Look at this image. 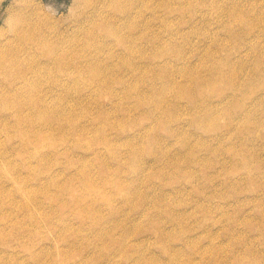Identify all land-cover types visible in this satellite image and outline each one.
Here are the masks:
<instances>
[{
  "label": "rangeland",
  "instance_id": "374dc122",
  "mask_svg": "<svg viewBox=\"0 0 264 264\" xmlns=\"http://www.w3.org/2000/svg\"><path fill=\"white\" fill-rule=\"evenodd\" d=\"M113 1L0 0V40L22 30L26 42L40 40L41 70L52 49L74 72L41 71L42 102L71 114L41 121L47 157L0 182V264H149L125 247L114 227L123 218L152 231L138 246L165 263L153 229L172 227V209L184 220L178 231L194 226L187 244L170 239L178 263L264 264V0L137 1L136 45L147 56L129 73L130 46L107 34L123 22L111 17ZM79 168L97 188L88 191ZM122 183L133 188L127 206ZM158 209L164 222H148Z\"/></svg>",
  "mask_w": 264,
  "mask_h": 264
},
{
  "label": "bare ground",
  "instance_id": "6f19581e",
  "mask_svg": "<svg viewBox=\"0 0 264 264\" xmlns=\"http://www.w3.org/2000/svg\"><path fill=\"white\" fill-rule=\"evenodd\" d=\"M118 1L119 0H117V1L114 0L113 2L115 5H117L116 7L118 8L117 10H119V13H117L111 17H113L114 20H120L123 22L122 23L120 22L121 24L119 23V24H116L115 26H114V24H112V25L108 24L107 25V29H108L107 34H109L108 35L109 38H112L114 41L116 40L119 42V43L115 42L118 46H122L125 44H128L130 46V48L128 49L129 50L128 55H130V54L135 55V56H133L135 60L133 59V61H132L135 63L134 64L129 63V65H128V68H130L132 70H124V72L129 73L130 71L134 72V70L137 69V67H139V65H140L139 62L142 60L137 61V58L140 57V59H142V57L147 56L145 54L147 51L143 50L142 48H140L139 46L136 45L138 43L139 37L143 36L142 34H140L138 26L140 23L139 20L142 19V17H144V15H143V13L139 14L138 11L133 12L134 5H136L137 1H140V0H131V1H128L127 3L122 2V4H120ZM12 28H13V26H12ZM14 28H15V26H14ZM13 30H11L10 33ZM15 31L17 32V30H15ZM21 32H22V30H21ZM21 32H18L16 34L15 38H13V39L10 37H7V38H4L3 40H0V182H3V181L9 182V183H11V185L19 178V176H16V175H18V174L21 175V172H20L21 167L22 168L26 167V168L32 169L34 166L38 165L41 162V157H47V155H48V152L41 153V121H45L46 119L49 118L51 120V122H58L60 119L65 118V116L71 114L68 111H64L62 108H60L59 105L50 106L45 102V100L42 102V99H45V96H44L45 94L43 95V92L41 90V79H42L41 71L44 70L43 65H42L43 69L41 70V50H40L41 49V47H40L41 43L39 42L40 40L36 41L35 39H33V40H35L33 42H31L32 40L30 42H26L29 40L25 39L26 38L25 35H23V37L25 36V38H23L22 35L19 34ZM28 32L26 31L27 34H28ZM126 33H133V35L126 37ZM12 34H13V32H12ZM1 35H3V34H0V36ZM30 35L28 34V38ZM4 37H6V35ZM31 37H32V35H31ZM31 37H30V39H31ZM14 40H17V42H18L16 44L17 46L13 45ZM107 40H109V39H107ZM19 42H20V44H19ZM115 43H113L111 41L109 42V44H111V45H113ZM97 49H98V47H97ZM48 52H49L48 55L50 57H48L49 59L45 62V64L43 63L48 70H52L53 68L56 69L57 71L65 70L62 72V74H65V75H67L69 73H74L73 71H71L72 65H70L67 62L68 56H66V54L62 53L61 50H60L61 54L59 53V51L57 53L56 50L53 51L52 49H49ZM126 54L127 53H125V55L123 57H125ZM155 55H157V57L163 56L162 54H160V55L155 54ZM154 58H156V57H154ZM95 60H97V57L95 58ZM145 60H147V58H145ZM88 63L89 62H87L86 65ZM89 66H90V64H89ZM46 70H44L43 73H45ZM100 72L101 71L98 69L92 70V73L96 76H98V74ZM45 74H48V72ZM43 76H44V74H43ZM56 82L58 83V80H56ZM184 88H187V87H182V89L179 88L178 93L181 92L182 94H186L187 90L182 91ZM45 91H46V89L44 90V92ZM186 95L189 96V94H186ZM57 99H59V97ZM142 99H144V96L142 97ZM83 127H85V125L80 126L79 130L84 129ZM59 130H60L59 128L55 129V128L51 127V131H53V132H56ZM101 141L107 143L108 141H111V138L108 135L107 136L103 135ZM99 150H101V149H99ZM57 152H59V151H57ZM56 153L53 151L50 155H52V154L55 155ZM81 161H83V160H80L79 162H81ZM34 162H36V164ZM70 164H72V162ZM18 171H19V173H18ZM85 171H86L85 169L79 168L76 174H79L81 176L82 183L84 184V186L87 189H89L88 191H91L95 187L97 188L98 185L97 184L95 185L93 180L88 178L87 175H85ZM16 172L18 174H16ZM52 184L53 185L55 184V185H57V187H60V184H58L56 182H52ZM0 185H1V183H0ZM122 185L126 188H129V189H125V192L120 195L121 198L119 197L120 201L123 202V203H121V202L120 203L124 204V206H125L126 204L128 205L129 203H131L130 197L133 194L132 193L133 188L131 187V183L130 184L122 183ZM1 186L7 187L4 184ZM174 189H173V191H174ZM27 196H28V198H26V203L24 204L23 207L24 208L27 207V209H30V206H31L30 198H31V196L29 194H27ZM152 200L154 201V199H152ZM158 200H159V198H158ZM157 201H155V202H157ZM121 204L119 206H122ZM154 204L156 205L158 203H154ZM198 204H200V203H198ZM159 205H160V203L158 204V207H160ZM194 205H196V204H194ZM167 206L169 207L170 205H167ZM162 207H163V205H162ZM168 207H167V209H164V212H166V210L168 211ZM199 207L202 208V206H199ZM204 207L206 208V206H204ZM170 208L171 207H169V209ZM173 208L176 209V207H173ZM177 208L181 209L180 207H177ZM179 209L178 210L176 209V210L179 211ZM172 210L171 211L169 210V211L172 213V215L171 214L170 215L173 216L174 218H172L171 221L168 220V222L170 221L171 223L170 222L169 223L172 224L171 228L168 227L171 230L164 226L165 223L163 224V227H160V229H158L157 226H155V228L153 229L154 233H156L157 235H159L161 237L160 239H164V242H162V240H161L160 246H161L162 250L166 252L165 254L168 255L164 259L165 263L160 262V261H162V259L160 257H158V255H156L155 253H150L149 255H146L143 252V248H145V247L138 246L139 242H137V241H140V240H137L136 237L143 238V236L148 234V232H152L149 230V228H146L145 226H143L142 228L131 229L130 226L126 224L130 221H128V219H125V218H123L124 220L122 219V221L119 220V222L115 221L114 227H116L117 225L121 226L120 229L122 230V232H120V235H121L120 238L125 237L126 240L129 239V241H127V243L125 241V243H124L125 247L127 248L128 246H132L133 248H138L140 252H143V253L139 252V256H138L139 262L149 263V264H172L175 261L177 262V260L175 258L179 257L181 246L176 245V244H172V241L170 242V239L171 238H173V239L177 238L175 240H180L183 243L187 244V242H189L191 239L190 235L187 234V232L193 230V228L190 227L191 225L193 226V224H191L190 226H185L186 229L184 231L183 230L178 231L176 229V225H178L179 227L180 226L184 227V225H183L184 220L182 219V221H179L182 218V217H180V219H179V216L182 214L174 213L175 210L173 212H172ZM114 211H115L114 209L111 210L112 213ZM116 211L113 214L110 213L111 216L112 215L115 216ZM170 212H168V213H170ZM138 214L141 216L142 215L146 216V213H144V212H142L141 214L140 213H138ZM147 216H149V215H147ZM125 217H127V216H125ZM128 217H130V216H128ZM30 218H31V221L32 220L35 221V219H33L34 217H30ZM113 219H115V218H113ZM147 220H148V222H151V221L152 222L156 221L159 223L164 222V218L162 217L161 211H159V209L157 210L155 215L152 214L151 216L147 217ZM174 221L176 223H174ZM170 224H169V226H170ZM100 232L98 233L99 236L97 234L98 238H100V237L102 238V236H105V235L106 236L108 235L109 238L114 237V235L111 234L110 232H106V231H102L101 233ZM148 239L149 238H147L146 240H148ZM144 240L145 239H143V241ZM104 241H105V239H104ZM168 251H171V253H169ZM216 251H218V250H216ZM199 255L202 256V254H199ZM204 255H206V254H204ZM209 257H211V256H209ZM34 260H35L34 264H41L40 260H36V259H34ZM202 260H204V259H202ZM215 261L216 260L214 259V262ZM184 262H185V264H187L186 261H184ZM187 262H189V261H187ZM177 264H184V263H181V262L178 263L177 262Z\"/></svg>",
  "mask_w": 264,
  "mask_h": 264
}]
</instances>
